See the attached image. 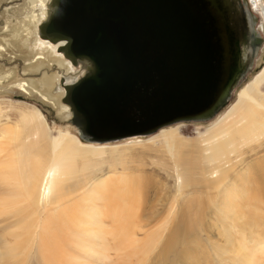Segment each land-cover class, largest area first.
<instances>
[{
    "label": "bare ground",
    "instance_id": "1",
    "mask_svg": "<svg viewBox=\"0 0 264 264\" xmlns=\"http://www.w3.org/2000/svg\"><path fill=\"white\" fill-rule=\"evenodd\" d=\"M44 1L30 3L44 8ZM250 1L257 8L258 2ZM49 8L28 15V21L39 29L41 18L47 20L52 13ZM20 32L12 33L13 39L29 42L21 35L29 37L28 29ZM34 41L30 44L34 70L40 73L47 59L52 62L54 75L41 78L46 89L60 82V74L71 78L77 65L86 73L91 71L88 61L73 63L65 58L59 51L65 42L52 43L40 34ZM257 74L238 92L227 113L190 146L191 151H181L186 141L176 129L162 130L148 140L158 145L160 150L155 151L168 156L170 163L164 171L173 172L177 195H190V190L197 196L184 201V215L168 226L169 231L163 229V238L168 240L159 249L157 264L168 252L173 258L166 262H188L189 252L200 247L195 241L205 227L217 233V240L208 238L220 262L254 264L264 255V68ZM61 86H57V100L65 95L67 85ZM16 87L30 90L27 84ZM4 102L0 100V264H134L132 260L144 264L155 251L154 241L162 235L158 230L149 233L141 220V181H126L123 188L131 194L113 184V177L82 174L101 162L122 161L119 146L85 145L61 129L52 135L53 129L37 108ZM59 103V111L67 109ZM5 110L13 111L14 117ZM170 208L173 214L178 212ZM254 232L257 242L251 237ZM141 234L144 238L139 240Z\"/></svg>",
    "mask_w": 264,
    "mask_h": 264
},
{
    "label": "water",
    "instance_id": "2",
    "mask_svg": "<svg viewBox=\"0 0 264 264\" xmlns=\"http://www.w3.org/2000/svg\"><path fill=\"white\" fill-rule=\"evenodd\" d=\"M248 0H50L40 38L92 69L65 86L78 139L108 143L207 122L250 73L263 39Z\"/></svg>",
    "mask_w": 264,
    "mask_h": 264
},
{
    "label": "rangeland",
    "instance_id": "3",
    "mask_svg": "<svg viewBox=\"0 0 264 264\" xmlns=\"http://www.w3.org/2000/svg\"><path fill=\"white\" fill-rule=\"evenodd\" d=\"M256 1L258 2L257 8L250 6V9L252 13L256 16V18H258V23L256 28L259 31L260 37L263 39V45L257 52L258 54L255 57L254 63L250 69V73L246 76L245 80L237 86V89L235 90L232 98L228 101V103L224 105V107H222L218 111L214 119L201 123L200 122L173 123V124H169L164 128H161L160 130L154 133H150L149 135H132L130 137L116 139L113 142H108V143L94 144V143H87L78 139L82 144L87 143L85 145L90 144V146H95V147L100 145H104L108 147L119 146L118 152L124 153L123 155L124 161L123 160L117 161L114 164L113 162H111L110 164V162L107 161L101 162L98 168L95 169V167H93L91 169L82 171V174L84 175L92 174V177H94L97 176L99 173H101L102 178L109 176L110 177L109 179H111L113 177L111 179L112 183L117 184L121 189V191L126 193H131L130 191H127L123 188L124 184L127 183L126 181H131L133 179H137L141 181L140 195L143 196L142 201H140L141 203L139 210L141 220L146 222L147 226L145 230H149V233L158 230L162 235L161 239L154 241L153 248H155V251L153 252L152 256H149L148 260L144 264H154L157 261L161 260V258L159 257L160 256L159 249L168 240L163 238L166 235V232L163 233V229L169 231L168 226L169 225L173 226V224H175L183 217L184 215L183 211L187 207L184 201H186L190 197L191 198L197 197L196 194H193V191L190 190H189L190 195L186 194L183 197H179V195H177L175 190V180L172 177L173 172L170 171L169 169L166 172L164 171L165 169L164 166L170 163V160H168V156L165 154L166 156L165 157L163 155L164 153L162 152V150L160 151L162 153L155 151V149L160 150L157 147L158 145L155 143L148 142V140L152 138L154 135L160 134L162 130L165 131L166 129H170V128L176 129L180 138L186 141L181 151L182 152L191 151L192 150L191 148L196 143V140L208 128L213 126L214 122L218 121V119L222 117L224 114H226L227 111L232 107V105L235 103L237 99L238 92L242 89V87L245 86L247 83H249L257 73L259 74L262 71V69L264 68V12H263L264 0H256ZM49 3L50 0L48 1L45 0L44 1L45 6L43 8L42 5L40 6L39 3L37 2L31 5L30 0H0V78L6 76L5 77L6 79L0 80V100L2 102L5 101L4 103L6 104L9 102H14L25 105L28 104L37 108L39 111H41L43 116H45L49 129H53V131L51 132L52 135L56 134L58 130L59 131L67 130L75 137H78L77 128H75L71 124L72 114L71 111L69 110V107H66L67 109L63 111H59V108L57 107L58 103L62 102V98L64 96H62L60 100H57L56 95L58 94L57 93L58 89L56 90L55 86L57 85L59 86V88H61L62 84L67 86L74 84L78 81V79L84 76L86 72L81 70L80 66L77 65L74 72H72L71 78H66L65 76H62V74H60L62 77V78L61 77L58 78L61 79L60 82L57 83L56 82L58 80L57 79L55 81L56 82L55 86L52 87V89L48 90L44 86H42L41 83L43 79L51 78L54 75L52 70V65H50V63L52 64L51 59L46 60L44 66L45 68L43 67L40 72L41 75H43L44 77L43 76L40 77L41 76L40 73H38L36 69L34 70V66H36V60H35V55L31 53L30 47L32 44L35 43L34 39L35 36L39 34V29L38 28L36 29V27H34V25H32V23L28 21L27 16L32 13L40 14L41 12L39 11L41 9H43L44 11L49 10L50 9ZM44 21H46L45 16L41 18V21L39 22L38 26H41V23ZM27 29L28 32L30 33L29 37L28 36L26 37V35L22 33ZM16 31H21L20 33H22L21 34L22 39L27 38L30 40L29 41L30 43L29 42L22 43L18 38L13 39L12 33H15ZM50 53L49 55L51 57ZM69 80H73V81H69ZM17 84H21V85L27 84L28 86L27 88H30V90L24 92L22 91V89L16 87ZM5 111L7 112L6 114L10 115L11 117H14L13 111L12 112L11 110H9V112L7 110ZM191 145L192 147H190ZM77 162L79 163V161ZM158 165L161 167H159ZM193 180H198V177L194 176ZM129 185L130 184H128L127 186ZM76 188H78V186ZM170 207L175 208V210L178 212H174L173 214ZM169 210H171V213ZM263 216L264 214L261 215V217ZM131 223H134V220H131ZM211 231L212 230H210V228L205 227L204 233L200 232V234L196 237L198 238V240L195 241L196 245L200 247H196L195 250L190 251L188 254L189 255L188 262L182 264H224V263L228 264L225 262L226 260H222V262H220L219 259L217 260L215 258V255L213 254L214 251L210 248L211 246H209L210 240L208 236L211 237L212 241L217 240V233ZM255 232L251 235L253 241L256 240L255 234L257 232L256 233ZM169 235H171V233ZM137 238H139V240H142L144 238V234H141ZM218 242L219 245H222L223 243V241H218ZM202 249H204L205 251L204 254H202L203 252ZM171 254L172 252L170 253L168 252L166 254L167 257L164 258L165 260L164 259L162 260L161 264H171L170 262H166L168 257L169 259L173 258ZM193 255L195 257L190 259L191 257H193ZM256 261H255L256 263L254 262V264H264V255H262V257L260 255ZM131 262L135 264L136 260L135 262L134 260H132Z\"/></svg>",
    "mask_w": 264,
    "mask_h": 264
},
{
    "label": "flooded vegetation",
    "instance_id": "4",
    "mask_svg": "<svg viewBox=\"0 0 264 264\" xmlns=\"http://www.w3.org/2000/svg\"><path fill=\"white\" fill-rule=\"evenodd\" d=\"M250 1V0H249ZM251 2V1H250ZM251 4L253 5V3L251 2ZM251 4H250V6H251ZM63 85V84H62ZM55 89L57 90L58 89V87L57 86H55Z\"/></svg>",
    "mask_w": 264,
    "mask_h": 264
}]
</instances>
